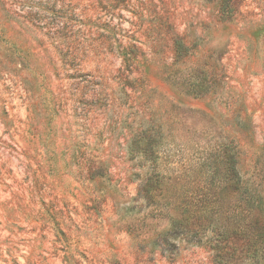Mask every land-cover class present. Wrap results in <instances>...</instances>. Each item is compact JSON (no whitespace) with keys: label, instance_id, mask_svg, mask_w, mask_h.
I'll return each instance as SVG.
<instances>
[{"label":"rangeland","instance_id":"1","mask_svg":"<svg viewBox=\"0 0 264 264\" xmlns=\"http://www.w3.org/2000/svg\"><path fill=\"white\" fill-rule=\"evenodd\" d=\"M244 192L264 206V0H0V264H218L220 222L173 218Z\"/></svg>","mask_w":264,"mask_h":264},{"label":"trees","instance_id":"2","mask_svg":"<svg viewBox=\"0 0 264 264\" xmlns=\"http://www.w3.org/2000/svg\"><path fill=\"white\" fill-rule=\"evenodd\" d=\"M231 144L230 142L223 148L222 156L214 157L210 165H208L212 175L210 184L223 188L227 193L236 189L241 182L237 171L235 148ZM221 166H223V172L219 173ZM217 181L219 183L216 184ZM142 191L145 193L144 197H156L155 195L153 196V191L156 190H151V187H144ZM243 195L245 196L238 200L229 199L228 208L222 211V213L226 212L227 221L219 220L220 217L215 216L214 209H218L219 212L220 207L216 203L217 197L210 195L207 199L201 198L197 200L195 202L196 205H192V211L189 215L181 214L173 218L172 226L199 229L208 227V225L215 226V222L219 221L220 225L214 227L216 229V232L214 231L216 234L215 257L218 259V264H225L229 260L228 252L230 247L228 246V240L230 236L248 242V251L251 252H248L247 256L253 258L261 251H264V246H261L264 243V206L261 202L257 203L252 200L246 193ZM194 205L196 207L195 211L193 210ZM259 216H261V222H259ZM214 218H216L215 222ZM236 251L237 247L234 252Z\"/></svg>","mask_w":264,"mask_h":264}]
</instances>
